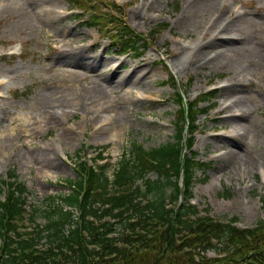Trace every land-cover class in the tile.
<instances>
[{
	"label": "rangeland",
	"instance_id": "obj_1",
	"mask_svg": "<svg viewBox=\"0 0 264 264\" xmlns=\"http://www.w3.org/2000/svg\"><path fill=\"white\" fill-rule=\"evenodd\" d=\"M157 2L102 3L104 7L111 3L120 5L124 21L136 33L149 35L157 31L150 48L137 58L117 55L104 33L88 28L84 22L88 16L84 20L74 16L70 0H0V188L9 174L15 173L18 182L28 188L29 211H38L39 224L46 223L45 215L58 203L56 199L69 193L66 181L77 178L78 155L96 160L102 152L107 160L98 165L109 162L108 176L113 180L117 165L131 145L150 150L174 141L178 94L185 96L186 102L194 101L231 82L243 84L234 91L243 100L239 109L244 115L245 109L250 113L241 128L244 134L232 139L240 145V153L225 155V149L215 150L223 136L236 134L232 123L223 121L226 113L218 114L230 96L221 93L206 98L199 108L209 110L198 118L194 150L198 160L209 167L196 174L193 202L200 209L209 206L216 219L239 218L240 228H252L264 221V58L258 52L259 46L264 45V0ZM31 5L48 6L56 13L39 31L20 23ZM209 5L214 7L207 8ZM246 8L249 15L236 18V10ZM224 13L234 20L233 29L243 34L246 41L237 47L220 45L215 54L219 61L201 70L186 68L185 64H190L195 55L189 54L183 61L185 70L181 67L179 71L175 65L183 45L194 46L201 39L199 32H190L191 26L199 23L204 27L214 14ZM224 19L221 16L218 22ZM63 31L70 34L62 37L59 32ZM56 43L67 50L66 63L59 55L61 51L54 49ZM85 62L94 71L86 73L89 69ZM100 76L111 78L114 93L103 101L104 106L97 102L92 105L93 110L83 112L81 106L92 103L86 99L97 97L90 93L88 83ZM43 93L66 100L69 94L79 97L80 107L45 112L37 107V99ZM61 110L65 116L58 114V120H49L47 114ZM39 117L38 129L33 120ZM85 119L86 127L81 129ZM71 127L77 128L79 135L69 139L65 132ZM80 151L83 152L79 154ZM149 178L156 180L157 175L151 173Z\"/></svg>",
	"mask_w": 264,
	"mask_h": 264
},
{
	"label": "trees",
	"instance_id": "obj_2",
	"mask_svg": "<svg viewBox=\"0 0 264 264\" xmlns=\"http://www.w3.org/2000/svg\"><path fill=\"white\" fill-rule=\"evenodd\" d=\"M97 1L70 6L80 10L76 17L88 16V27L108 28L121 54L141 56L150 37L100 11ZM177 96L173 142L150 150L131 145L113 180L111 164L98 165L106 160L102 152L92 165L78 155L77 178L66 181L70 191L56 199L44 225L37 210L29 211L28 188L10 173L0 188V264H264V221L243 229L239 218L216 219L209 206L191 203L196 174L209 167L194 150L198 118L206 113L199 105L213 95L187 102Z\"/></svg>",
	"mask_w": 264,
	"mask_h": 264
},
{
	"label": "bare ground",
	"instance_id": "obj_3",
	"mask_svg": "<svg viewBox=\"0 0 264 264\" xmlns=\"http://www.w3.org/2000/svg\"><path fill=\"white\" fill-rule=\"evenodd\" d=\"M153 3H158L157 0H152ZM190 3L194 0H188ZM187 2V3H189ZM229 0H225V3H228ZM189 3V4H190ZM192 4V3H191ZM147 5L152 6V4L147 3ZM210 6L213 5H209L207 8H209ZM214 7V6H213ZM5 7L3 6L1 9H4ZM54 8V7H51ZM217 8V7H215ZM219 11V9H217ZM184 12H186V9L184 10ZM218 13V12H217ZM236 18H243V17H247L249 15L248 13V9L246 8L245 11H240V10H236ZM56 15V13H54L52 11V9H50L48 6L47 7H42V8H36L34 6H29V8L27 9V11L25 12L24 16L21 18L20 23L23 24L24 26L30 27L31 29L35 30V31H39L41 30L44 25L46 24V21H49L53 18V16ZM225 18L223 21H219V19L221 18ZM199 23L194 24L193 26H191V31L190 32H199V34L201 35V39L200 41H198L194 46L191 45H183L184 50L183 52L180 54L181 56L178 58V60H176V67L179 68V71L181 70V67H183L184 69V60H186L189 56V54H195L193 56V58L190 61V64L186 63L185 65L187 69L193 68V69H199L201 70L202 68L208 67L210 65H213L214 62L219 61V58H216L215 54L218 53L216 51V48L219 47L220 45L222 46H238L240 44H243L246 41V37L241 34L240 32H238L237 30L233 29V26L235 25L234 20H231L228 18V15H226V13L222 14H214L211 19L206 23L207 25H205L203 27V24L201 26H198ZM196 25L198 27H196ZM189 32V33H190ZM59 34L62 37H67L68 34H70L67 31H63V32H59ZM56 51H61V53L59 54L60 57H63V62L66 63L65 61H68V57L67 55H69L67 53V50H62L61 47L59 46V44L56 43V46L54 48ZM186 50V52H184ZM225 54L227 52L223 51ZM223 52H219V54H222ZM258 52H259V56L263 59L264 58V45H260L258 48ZM168 53V52H167ZM214 53V56H211V54ZM224 54V55H225ZM70 63V62H69ZM68 63V64H69ZM86 64H84L85 66H87V68L90 70H87L86 73H90L91 70L94 71V67H90V63L89 62H85ZM81 67H83V64H79ZM185 70V69H184ZM118 71L117 69L115 70V72ZM239 73H242L241 70H239ZM237 75L235 74L233 77L235 78ZM143 77V76H142ZM84 78H86V76H84ZM142 81V78L140 79L139 82ZM89 85H91V88H89L90 93L94 96H97L96 98H89L86 99V102L89 100H91L92 103L91 106L88 103H85L84 106H81V110L83 112H85V110H93V106L95 103L97 102H103L110 93H114V85L112 84V80L109 77H98L95 80H92V82L88 83ZM120 83H117V86H119ZM243 84H239L238 82H231L227 85H224L222 87L219 88V90L215 93L217 95L221 94V93H226L230 96V99H226L224 100V102L222 103V107L219 110L218 114H222V113H226V115H224L223 117V121H230L232 123V126L235 128V133L236 134H232L229 135V137H222L220 144L215 147L218 149H225V155H229L231 152H234V154H239L240 151V145H238L237 143H235L234 141H232L233 138H239L241 137V135L244 134L243 131H241V128L244 125V122L246 121V117L248 115H250V113H247L245 109V115L243 114V111L240 108V106L242 105V98H239L237 96V93L234 91L235 89H240L239 87H242ZM239 86V87H238ZM1 87V85H0ZM230 91V92H228ZM53 93H43L40 94L38 99H37V107L40 110H43L45 112H49L50 109H54V108H61V107H65V108H76L77 106L80 107V99L78 97V99L69 94V98L66 100L64 99V97H59V98H52ZM234 98V100H232ZM59 102V103H58ZM102 105V104H101ZM58 106V107H57ZM100 106V105H99ZM99 106H97L96 108H98ZM103 106H104V102H103ZM84 108V109H82ZM59 110V109H58ZM62 112H53L52 114H47L49 115V120L51 121H55L58 120L60 118V116H65L64 114V110H61ZM240 112V114H239ZM58 114H61L60 116ZM71 114H74V112H71ZM97 117V116H96ZM116 119V118H115ZM32 120V119H31ZM41 118H34V122L36 125V128L39 129V124L41 123ZM87 121V119H85L84 123ZM96 125H99L96 124ZM86 127V123L84 124V126H82L81 129ZM77 128H67L66 132H65V136L69 139H72L73 135H79L77 133ZM216 139V138H215ZM49 148V145H47V150ZM244 157V155H243Z\"/></svg>",
	"mask_w": 264,
	"mask_h": 264
}]
</instances>
